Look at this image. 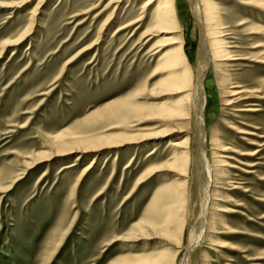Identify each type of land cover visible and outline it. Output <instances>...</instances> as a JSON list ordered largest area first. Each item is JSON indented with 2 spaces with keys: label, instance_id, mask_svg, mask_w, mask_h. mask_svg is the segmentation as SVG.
<instances>
[{
  "label": "rangeland",
  "instance_id": "rangeland-1",
  "mask_svg": "<svg viewBox=\"0 0 264 264\" xmlns=\"http://www.w3.org/2000/svg\"><path fill=\"white\" fill-rule=\"evenodd\" d=\"M199 2L0 0V264H264V0Z\"/></svg>",
  "mask_w": 264,
  "mask_h": 264
},
{
  "label": "bare ground",
  "instance_id": "bare-ground-1",
  "mask_svg": "<svg viewBox=\"0 0 264 264\" xmlns=\"http://www.w3.org/2000/svg\"><path fill=\"white\" fill-rule=\"evenodd\" d=\"M190 1L193 4L195 10L200 11L199 0H190ZM170 6H172V3L170 4ZM165 16L163 15V17L166 19ZM207 33H205V38L208 37ZM209 53H210V51H209ZM209 53H206L207 58L202 56L205 59L204 60L202 59V62L200 64L201 65V67H200L201 68V72H200L201 81L204 79L206 71L208 70V68L210 66L209 58L211 57V55ZM220 59H221V61L227 60V58L224 56H221ZM212 60H213V58H212ZM201 81L198 84L197 89L195 90L196 103H197L196 107H197V112H198V119H197L198 121L197 122H198V126H199V135H198L199 140L198 141L200 142V152H199V160H198L199 162H196L197 172H198L196 177H197V180H199V182H200V186H199V188H197V191H198L199 197L201 199L200 200L201 201V206H200L201 209H200V212H199L197 219L194 221V224H193V227H192V230L190 233L189 244H190L191 249L195 248L196 245H198L197 243H198L200 231H204L202 229L204 227H206V225H207L208 213L210 214L211 209L213 208V207H211V204H210V196L208 195L210 193L208 190H209L210 185H212L213 183L216 182L215 177H213L215 175V171H216L214 169L215 167H211L209 165V163L207 162V159H206V152H205L206 135H205V124H204V115H203V108H204L203 106L205 104V94H204L205 90L203 89ZM221 157H224V156H221ZM72 166H73V164L66 166V168L72 167ZM198 166H199V168H198ZM217 166L219 168L225 167L226 163H223V161H219V164ZM218 167H217V169H218ZM213 214H214V212H213ZM208 261H210V260H208ZM182 264H184V260H183Z\"/></svg>",
  "mask_w": 264,
  "mask_h": 264
}]
</instances>
